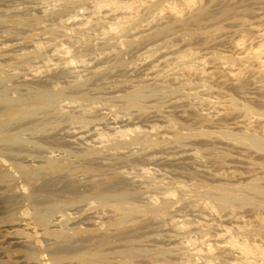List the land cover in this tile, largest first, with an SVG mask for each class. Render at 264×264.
<instances>
[{"label": "rangeland", "instance_id": "obj_1", "mask_svg": "<svg viewBox=\"0 0 264 264\" xmlns=\"http://www.w3.org/2000/svg\"><path fill=\"white\" fill-rule=\"evenodd\" d=\"M131 1L138 15L115 30L112 24L130 10L97 11L96 0H0V124L20 100L31 105L42 93L54 98L50 107L4 125L6 134L18 136L16 143H0L4 263L54 264V258L63 257L60 264H210L206 250L214 245L218 264H241L238 253L232 262L233 252L217 234L226 226L237 228L241 209L255 208L234 207L241 213L225 216V211L224 217L212 210L205 192L244 185L264 171V152L233 136L242 130L264 136V115L249 116L246 109L264 113L262 69L251 51L264 41V0H202L184 12L182 21L172 18L166 0ZM159 6L168 15H159ZM185 50L193 58L191 72L178 62ZM137 90L142 96L131 104L128 96ZM232 101L240 106L233 109ZM52 163L57 168L52 170ZM26 169L32 170V181ZM119 203L123 211L116 210ZM163 206L167 213H158ZM122 212L126 223L120 227ZM29 251L36 255L32 260ZM87 252H102V260L79 258Z\"/></svg>", "mask_w": 264, "mask_h": 264}, {"label": "bare ground", "instance_id": "obj_2", "mask_svg": "<svg viewBox=\"0 0 264 264\" xmlns=\"http://www.w3.org/2000/svg\"><path fill=\"white\" fill-rule=\"evenodd\" d=\"M126 2H122V1H118V0H96V2H95V4L94 5H96V10L97 9H102V8H104V7H111V9L110 10H112V12H118L117 10L118 9H120V10H130L129 12H131V13H128L127 12V14L126 15H123L124 17H120L117 21H116V23H113L112 24V28L113 29H115V30H118L119 28H121V26H122V24L123 23H125V22H128L130 19L132 20V18H133V16L135 17L136 16V12L138 11L137 9L138 8H136L137 6H135V2H133V1H131V2H127L128 0H125ZM142 1V0H141ZM167 2H168V6H169V10L171 11L170 13L171 14H173V17L172 18H174L175 20H177V21H182L183 19L182 18H184L185 17V14H184V12L188 9H192L194 6H196L197 4H199L200 3V1H202V0H181L180 2H178L179 0H166ZM142 2H145V1H142ZM141 2V3H142ZM170 2V3H169ZM137 3V2H136ZM146 3V2H145ZM237 3V2H236ZM137 5L138 6H141V5H139L138 3H137ZM155 5V4H154ZM166 5V4H165ZM164 5V8L166 7V8H168V6H165ZM147 6H149V5H147ZM150 6H152V5H150ZM149 6V7H150ZM146 8H148V7H146ZM151 8V7H150ZM164 8H163V6H159L158 7V9H159V15L164 11ZM165 8V9H166ZM195 8V7H194ZM204 7H202V11H204L205 9H203ZM105 9V8H104ZM136 9V10H135ZM200 9H199V11H200ZM133 10V11H132ZM134 10H135V12H134ZM98 11V10H97ZM99 12H100V10H99ZM132 12H134V13H132ZM139 12V11H138ZM138 12H137V15H138ZM146 12V11H145ZM145 12H144V14H145ZM156 12V11H155ZM166 12V11H165ZM165 12H163L162 13V15L165 13ZM189 12V11H188ZM123 13V12H122ZM142 14H143V12H141ZM140 13V14H141ZM151 13V12H150ZM156 13H158V11L156 12ZM167 13V15H168V12H166ZM165 13V14H166ZM220 13V12H219ZM147 14V13H146ZM152 14H155V13H152ZM187 14V13H186ZM151 15V14H150ZM157 15V14H156ZM156 15H154V17L156 16ZM183 15H184V17H183ZM120 16H121V14H120ZM170 16V15H169ZM194 16V15H193ZM193 16H191V17H193ZM205 16V14H203V17ZM153 17V18H154ZM167 17V16H166ZM166 17H164V18H166ZM206 17V16H205ZM212 17H213V15H212ZM118 18V17H117ZM156 18V17H155ZM168 18V17H167ZM166 18V19H167ZM201 19L202 17H197V19ZM136 19H137V17H136ZM152 19V18H151ZM157 19V18H156ZM156 19H154V20H156ZM163 18L161 17V20H162ZM196 19V20H197ZM203 19V18H202ZM206 19V18H205ZM207 19H209V17L207 16ZM224 19V18H223ZM134 20H135V18H134ZM168 20V19H167ZM169 20H171L172 21V19H169ZM168 20V21H169ZM189 19L187 18V20L186 21H188ZM149 21V20H148ZM151 21V20H150ZM185 21V20H184ZM222 21V20H221ZM151 22H153V21H151ZM170 22V21H169ZM169 22H166V23H169ZM154 23V22H153ZM158 23V22H157ZM210 24H215V22L214 23H210ZM157 25V24H156ZM156 25L153 27V28H155L156 27ZM161 25V24H160ZM188 25L190 26V24L188 23ZM199 25V24H198ZM197 25V26H198ZM158 26H159V24H158ZM181 26V25H180ZM183 26V25H182ZM189 26L187 27V29L189 28ZM210 26V25H209ZM229 26H230V24H229ZM139 26H137L136 28H138ZM192 27H193V25H192ZM199 27V26H198ZM205 27V26H204ZM207 27H208V25H207ZM236 27V26H235ZM181 28V27H180ZM183 28H185V26H183ZM171 29H173V28H171ZM190 29V28H189ZM158 33H163V30H161V31H158ZM167 33V32H166ZM211 33V32H210ZM125 34V33H124ZM246 34L247 33H245V34H243L244 36H246ZM264 34V33H263ZM248 36H249V33H248ZM247 37V36H246ZM243 38V37H242ZM264 38V37H263ZM244 39H247V38H244ZM244 39H242L243 41H247V40H244ZM249 39V38H248ZM241 40V41H242ZM262 40V39H261ZM238 41H240V37H239V40ZM240 41V42H241ZM238 43V42H237ZM247 43H248V41H247ZM259 43V42H258ZM156 44H157V42H156ZM240 44V43H239ZM242 44L243 45H246V44H244V42H242ZM241 44V45H242ZM155 45V44H154ZM238 45V44H237ZM242 45V46H243ZM250 45V44H249ZM157 46V45H156ZM239 46V45H238ZM255 47V46H254ZM154 48V47H153ZM256 49H254L253 47H252V49H251V51H252V53H254L257 57V60H258V64H259V66H260V69H259V72H260V70L262 69V71H261V73H258V71H257V73L258 74H260V75H262V76H259V78H261V79H263V81H261V82H264V41H262V43L260 42V44H258L257 45V47H255ZM245 50H247L246 48H244ZM116 50H117V48H116ZM187 50V49H186ZM186 50H185V52H183V53H181L180 55H179V58H180V60L178 59V62H180L181 61V67H185L186 68V71L187 70H192V66L190 65V58H192V57H189V52H186ZM253 50H255V51H253ZM248 51V50H247ZM248 52H250V49H249V51ZM247 52V53H248ZM246 53V52H245ZM178 54V53H177ZM214 54V53H213ZM215 54H217V53H215ZM191 56V55H190ZM178 58V57H177ZM255 58V59H256ZM75 59V58H74ZM193 59V58H192ZM215 59V58H214ZM223 59H226V58H224L223 57ZM230 59H232V58H230ZM234 59V58H233ZM249 59V58H248ZM254 59V58H253ZM260 59V60H259ZM72 60V62H73V59H71ZM70 60V61H71ZM229 60V59H228ZM239 61L241 60V59H238ZM257 60H254V61H257ZM239 61L237 62L236 61V63H239ZM241 61H243V60H241ZM252 62L251 64L253 65L255 62ZM260 61V62H259ZM6 62V61H5ZM177 62V61H176ZM175 62V63H176ZM178 62H177V64H178ZM233 62V61H232ZM248 62V61H247ZM247 62H245L246 64H247ZM193 63V62H192ZM231 63V62H230ZM229 63V64H230ZM235 63V64H236ZM242 63V65H244L243 64V62H240V64ZM231 64H233L232 66L234 67V63H231ZM230 64V65H231ZM239 64V65H240ZM175 65V64H174ZM238 64H236L235 66H237ZM242 65H240L241 66V68L242 69H244L245 70V68H243V66ZM191 66V67H190ZM239 66V67H240ZM248 67V65H245L244 67ZM250 66V65H249ZM258 65L256 64L255 65V68L257 67ZM258 66V67H259ZM189 67H190V69H189ZM246 67V68H247ZM188 68V69H187ZM240 68V69H241ZM249 68V67H248ZM250 68L251 69H253L252 68V66H250ZM239 69V68H238ZM239 69V70H240ZM241 69V71H239V73H242V71H244V70H242ZM191 70H190V72H191ZM257 70V69H256ZM256 70H253V72L255 71L256 72ZM183 71V70H182ZM185 71V70H184ZM179 72H181V70L179 69ZM189 72V71H188ZM254 72V73H255ZM244 73V72H243ZM242 73V74H243ZM248 73V72H247ZM247 73H246V75H247ZM256 73V74H257ZM249 74V73H248ZM250 74H251V72H250ZM225 75V74H224ZM238 75V77H239V74L237 73H235V76H237ZM234 76V77H235ZM255 76V75H254ZM167 77H169V76H167ZM244 77V76H243ZM164 78L166 79V77L164 76ZM225 78H226V75H225ZM237 78V77H236ZM245 78V77H244ZM243 78V79H244ZM165 79H163V80H165ZM168 79V78H167ZM242 79V80H243ZM255 79V78H254ZM239 80V79H238ZM238 80H236V81H238ZM242 80H241V82H242ZM162 81V80H161ZM167 81V80H166ZM160 82V81H159ZM164 83H165V81H163ZM162 82V83H163ZM170 82V81H169ZM243 82H244V80H243ZM242 82V83H243ZM5 83V82H4ZM168 82H166V84H167ZM206 83H207V81H206ZM258 83V82H257ZM260 83V82H259ZM237 84H239V83H237ZM236 84V85H237ZM245 84V83H244ZM262 84V83H261ZM235 85V86H236ZM156 86L157 85H155V87L154 88H156ZM242 86H243V84H242ZM245 86V85H244ZM264 86V85H263ZM150 87H152V86H150ZM236 87H238V86H236ZM235 87V88H236ZM240 87H241V85H239V89H240ZM261 87H262V85H261ZM158 88H159V85H158ZM182 88V87H181ZM180 88V89H181ZM223 88V87H222ZM233 88V87H232ZM242 88V87H241ZM150 89H152V88H150ZM179 89V90H180ZM231 89V88H230ZM230 89H228V90H230ZM234 89V88H233ZM261 89V88H260ZM18 90V89H17ZM161 90H163V89H161ZM168 91V90H167ZM171 91H172V89H171ZM231 91H234V90H232L231 89ZM240 93H241V91H239ZM238 92V93H239ZM56 93V92H55ZM142 90H137V91H135V92H133L131 95H129L128 96V99H129V101H130V103L131 104H134V103H136V101L139 99V98H141V96H142ZM144 93H145V91H144ZM149 93V92H148ZM227 93V92H226ZM262 93V92H261ZM225 94V93H224ZM264 94V93H263ZM262 94V95H263ZM226 95V94H225ZM152 96H154V95H152ZM148 97H150L149 95H148ZM223 97H225V96H223ZM226 97H228L227 95H226ZM262 97H264V96H262ZM144 98V97H143ZM239 98V97H238ZM53 99L54 98H52V95L51 94H46V93H42L41 95H40V97H39V99L37 100V102L36 103H33V104H31V105H29V104H27L24 100H20L19 102H18V104L16 105V106H14V107H12V108H10L7 112H6V114H5V116H4V118H3V120L1 121V124H0V143L1 142H12L13 140H16V139H18V136H16V135H8V134H6V132L4 131V129L6 128V126H5V128H4V125L5 124H9V123H11V122H13V121H16V120H20V119H23V118H25V117H29V116H32L33 114H35L34 113V110L36 109V108H48V107H50L51 105H52V103H53ZM147 99V98H146ZM1 100V99H0ZM140 101V100H139ZM230 101V100H229ZM228 102V101H227ZM237 102V103H236ZM232 101L231 102V106L230 107H232L233 109H237L238 108V104H239V106H240V102H238V101ZM244 102V101H243ZM251 102V101H250ZM226 103V102H225ZM229 103V102H228ZM252 103V102H251ZM250 103V104H251ZM261 104V103H260ZM256 105V104H255ZM258 105H259V103H258ZM225 106V105H224ZM224 106H223V108H224ZM242 106V105H241ZM253 106V105H252ZM261 106H262V104H261ZM65 108V107H64ZM231 108V109H232ZM61 109V108H60ZM60 109H58V110H60ZM225 109V108H224ZM223 109V110H224ZM230 109V108H229ZM228 109V110H229ZM246 109H247V112H248V115L249 116H251V114H259V115H264V113H261V112H259V111H257L254 107H250V106H248V107H246ZM264 109V108H263ZM259 110V109H258ZM43 112H45V111H43ZM42 113V112H41ZM46 113V112H45ZM207 114V113H206ZM36 115H38V114H36ZM40 115V114H39ZM230 115V114H229ZM244 115H245V113H244ZM213 116V115H212ZM253 116V115H252ZM247 117V116H246ZM70 118V117H69ZM228 118V117H227ZM243 118H245V117H243ZM249 118V117H248ZM252 118H254V116L252 117ZM256 119H258V117L256 118ZM222 120H223V118H222ZM226 120V119H225ZM255 119H253V121H254ZM259 120H261V119H258V121ZM38 121V120H37ZM215 121H217V120H215ZM251 122H253L252 120H250ZM29 122V121H28ZM30 122H31V120H30ZM29 122V123H30ZM250 122V123H251ZM263 122V121H262ZM261 122V123H262ZM28 123V124H29ZM33 123V122H32ZM35 123V122H34ZM175 123V122H174ZM228 123V122H227ZM236 123V122H235ZM250 123H249V125L248 124H246V126H250ZM256 120H255V123L253 124V123H251V125L253 124V125H256ZM258 123H260V121L258 122ZM260 123V124H261ZM19 124V123H18ZM218 124V123H217ZM230 124V123H229ZM236 124H238V123H236ZM235 124V125H236ZM25 125V124H24ZM171 125L172 126H174L172 123H171ZM211 125V124H210ZM232 125V124H231ZM234 125V124H233ZM262 125H263V123H262ZM17 126V125H16ZM18 126H20V125H18ZM35 126V125H34ZM38 126V125H37ZM257 126V125H256ZM259 126H261V125H259ZM264 126V125H263ZM12 127V126H11ZM225 127V126H224ZM223 127V128H224ZM241 127V126H240ZM255 127V126H254ZM16 128H18V127H16ZM15 128V129H16ZM29 128V127H28ZM33 128V127H32ZM173 128V127H172ZM175 128H177V127H175ZM210 128V127H209ZM211 128H212V126H211ZM215 128H216V126H215ZM218 128H220L219 126H218ZM229 128V127H228ZM232 128H233V126H232ZM231 128V129H232ZM244 128V127H243ZM259 128V127H258ZM258 128H255V129H258ZM261 128H262V126H261ZM178 129V128H177ZM233 129H235V128H233ZM237 129H238V127H237ZM241 129V128H240ZM247 128H245V130H246ZM10 130V129H9ZM11 130H12V128H11ZM33 130V129H32ZM131 130V129H130ZM180 130V129H179ZM242 130V129H241ZM240 130V131H241ZM260 130V129H259ZM137 131V130H136ZM248 132H243V130H242V132L240 133L239 132V134L236 132V131H234V132H236L237 134H233V136H235V139H237V140H240V141H243V142H247L248 144H250V146H252V148L254 147L255 149H257V150H259V151H263L264 152V136H262L261 135V132L262 131H259V133L260 134H258L257 132H255V131H257V130H247ZM132 132V131H131ZM226 132V131H225ZM224 132V133H225ZM231 132V131H230ZM233 132V131H232ZM109 133V132H108ZM119 133V132H118ZM132 133H135V132H132ZM223 133V132H222ZM223 133V134H224ZM113 133H111V135H112ZM121 134V133H120ZM226 134H228V131L226 132ZM225 134V135H226ZM263 134V133H262ZM122 135H123V133H122ZM229 136H232V133H230L229 134ZM110 137H112V136H110ZM126 137H128V136H126ZM228 137V136H227ZM226 137V138H227ZM107 138V140H108V136L106 137ZM232 138V137H231ZM28 139V138H27ZM26 139V140H27ZM229 139V138H228ZM20 140V139H19ZM30 141V140H29ZM112 141V140H111ZM24 142V141H23ZM179 142V141H178ZM207 142V141H206ZM209 142V141H208ZM218 143H220L219 142V140L217 141ZM223 143H226V142H224V141H222ZM237 142V141H236ZM13 143H16L15 141H13ZM180 143V142H179ZM196 143V142H195ZM4 144V143H3ZM2 144V145H3ZM186 144V143H185ZM192 144V143H191ZM193 144H194V142H193ZM197 144V143H196ZM199 144V143H198ZM233 144V143H232ZM244 144V143H243ZM246 144V143H245ZM7 145V144H6ZM195 145V144H194ZM208 145V144H207ZM213 145V144H212ZM228 145V144H227ZM247 145V144H246ZM205 147V146H204ZM218 147V146H217ZM6 148V147H5ZM238 148H240V147H238ZM251 148V147H250ZM1 149H2V146H1ZM7 149V148H6ZM241 149V148H240ZM244 149H246V150H248L247 148H244ZM10 151H12L11 149H9ZM197 152H199V150L197 151ZM234 152V151H233ZM237 152V151H236ZM239 152V151H238ZM251 152H253V151H251ZM250 152V153H251ZM200 153V152H199ZM243 153V152H242ZM241 154V153H240ZM245 154V153H244ZM243 154V155H244ZM249 154V153H248ZM253 154H255V153H253ZM252 154V155H253ZM256 154H258V153H256ZM7 155V154H6ZM6 155H4V156H6ZM250 155V154H249ZM248 155V156H249ZM251 155V157H253ZM8 156V155H7ZM10 156V155H9ZM260 156V155H259ZM258 156V157H259ZM263 156V155H262ZM261 157V156H260ZM264 157H262V159H263ZM4 159V158H3ZM261 159V158H260ZM5 161V160H4ZM7 162V161H6ZM222 162V161H221ZM54 163V162H53ZM52 163V165H51V167H52V170L53 169H55V168H57L56 166H54V164ZM249 163V162H248ZM247 163V164H248ZM60 164V163H59ZM58 165V164H57ZM261 165H262V169L264 170V162H262L261 163ZM64 167V166H63ZM48 168H49V166H48ZM252 168V167H251ZM256 168V167H255ZM65 169V168H64ZM257 169V168H256ZM260 169V168H259ZM49 170H50V168H49ZM58 170H60L61 171V169H58ZM58 170H55V171H58ZM244 170V169H243ZM247 170V169H246ZM250 170V169H249ZM252 170V169H251ZM255 170V169H254ZM234 171V170H233ZM238 171V170H237ZM231 172V171H230ZM243 172V171H242ZM249 172V171H248ZM23 173H26V176H27V178H28V180L29 181H32L33 179H34V174H33V172H32V170H30V169H26L25 170V172H23ZM42 173V172H41ZM40 173V174H41ZM232 173V172H231ZM247 173V172H246ZM263 174L262 175H258V176H255V177H253V179L252 180H250L249 182H247L246 184H244V185H241V186H227V185H219V186H216L215 188V192L214 193H210L211 191L210 190H207L205 193H206V196H207V199L209 200V204L212 206V210L213 211H216V212H218V213H224L225 214V211H227L226 212V215L225 216H227V213L228 214H230V215H232V214H236V213H234V212H238V213H241V212H243L244 213V215L242 214L240 217L239 216H237L238 217V219H240V222L238 223L237 221H235V222H237L236 223V226H237V228H234L233 226H231V227H233V228H230V227H228V226H226V230L224 231V232H220V233H218L217 234V236H220V237H223L224 239H222L223 241H221V243H224V244H226V245H228L229 246V249H228V252L230 251V253L231 252H233V254H232V262L234 261L233 259V255L235 254V253H238V255L236 256V255H234L235 257H237V258H235L237 261L239 260L240 262H241V264H264V171L262 172ZM225 174V173H224ZM252 175V174H251ZM2 176V178H6V174H2L1 175ZM227 176V175H226ZM235 177V176H234ZM248 178V177H247ZM211 179V178H210ZM221 179V178H220ZM219 179V180H220ZM244 179H246V178H244ZM161 180V179H160ZM218 180V181H219ZM225 180V179H224ZM191 181V180H190ZM236 181V180H235ZM239 181V180H238ZM150 183V182H149ZM155 183H160V182H155ZM152 184V183H151ZM161 184V183H160ZM185 184V183H184ZM156 185V184H155ZM183 185V184H182ZM186 185V184H185ZM6 186V185H5ZM2 187V186H1ZM149 187V186H148ZM182 188H184L183 186H182ZM92 189V188H91ZM186 189H187V187H186ZM103 190V189H102ZM176 193V192H175ZM168 194V193H167ZM174 194V193H173ZM178 194V193H177ZM163 195H165L164 193H163ZM167 196V195H166ZM7 198V197H6ZM102 199V198H101ZM105 199H107V198H104V200ZM156 199V198H155ZM160 199V198H159ZM7 200V199H6ZM103 200V201H104ZM153 200V199H152ZM194 200V199H193ZM9 201V200H8ZM7 201V202H8ZM154 201V200H153ZM95 202V201H94ZM105 202V201H104ZM155 202V201H154ZM203 202V201H202ZM3 203V202H2ZM6 203V202H5ZM106 203V202H105ZM198 204V203H197ZM196 204V205H197ZM248 204H250L251 206H254V208L255 209H249V208H245V212L244 211H242L243 209H241V212H239L240 210H238V211H236L237 209H235L234 207H242V206H244V205H247L248 206ZM115 206H116V210L118 209V211L120 210V211H123L124 209H123V206L122 205H120V203L119 204H115ZM202 205H200L199 206V208L201 207ZM203 206H206L205 204L203 205ZM209 206V205H208ZM195 207V209H196V207L198 208V206H194ZM207 207V206H206ZM205 207V208H206ZM246 207V206H245ZM203 208V207H202ZM231 208H233V209H231ZM103 209V208H102ZM195 209H194V211H195ZM156 210H158V213H167V209H166V207H161L160 209H156ZM174 210V209H173ZM181 210V209H180ZM182 210H184V209H182ZM197 210V209H196ZM200 211V213H201V209H199ZM192 211H193V209H192ZM207 211V210H206ZM108 212V211H107ZM157 212V211H156ZM174 212V211H173ZM184 212V211H183ZM195 212H197V211H195ZM204 213H205V210L203 211ZM202 212V213H203ZM209 212V211H208ZM157 213V214H158ZM122 217L121 218H119V219H124V216H126V213L125 212H122ZM209 214V213H208ZM221 214V215H222ZM22 215H24V213L22 214ZM206 215H207V213H206ZM211 215V214H210ZM214 215H215V213H214ZM173 216V215H172ZM212 216V215H211ZM220 216V215H219ZM219 216H217V217H219ZM222 216H224V215H222ZM224 216V217H225ZM233 216V215H232ZM177 217V216H176ZM180 217V216H179ZM231 217V216H230ZM236 217V216H235ZM236 217V218H237ZM248 218V220H243V221H245V222H241V220H242V218ZM39 218V217H38ZM164 218V217H163ZM170 218V217H169ZM173 218H175V217H173ZM173 218H172V220H173ZM213 218V217H212ZM243 218V219H244ZM42 219V218H41ZM157 219V218H156ZM176 219V218H175ZM221 219H223V218H221ZM220 219V220H221ZM226 219V218H225ZM235 219V218H234ZM237 219V220H238ZM166 220V219H165ZM170 220V219H169ZM215 220V219H214ZM217 220V219H216ZM228 220H231V219H228ZM228 220H226V222L228 221ZM119 221V220H118ZM117 221V222H118ZM126 220L124 219V221L123 220H120L119 222L120 223H118L119 224V226L121 227V225L123 226V224H125L126 222H125ZM179 221V220H178ZM210 221H213L212 219L210 220ZM233 221V220H232ZM37 222H42V221H40V219H37ZM117 222H116V224H117ZM188 222V221H187ZM206 222V221H205ZM208 222V221H207ZM214 222V221H213ZM213 222H211V223H213ZM222 222H224V221H222ZM235 222H234V224H235ZM122 223V224H121ZM173 223V222H172ZM218 223H220V222H218ZM41 224V223H40ZM183 224V223H182ZM185 224H186V222H185ZM188 224V223H187ZM190 224V223H189ZM189 224H188V226H189ZM191 224H192V222H191ZM190 224V225H191ZM222 224H224V223H222ZM228 224V223H227ZM230 224V223H229ZM233 224V225H234ZM181 225V224H180ZM232 225V224H231ZM72 226V225H71ZM177 226V225H176ZM199 226V225H198ZM5 227V226H4ZM178 227H179V225H178ZM185 227H187V225L185 226ZM197 227V226H196ZM11 228V227H10ZM9 228V229H10ZM182 228V227H181ZM199 228H201V227H198V230H199ZM221 228V227H220ZM11 230V229H10ZM18 230V229H17ZM26 230V229H25ZM182 230V229H181ZM184 230V229H183ZM196 230V229H195ZM217 231H218V229H217ZM2 232V231H1ZM211 232H213V231H211ZM124 233V232H123ZM193 233V232H192ZM2 234V233H1ZM4 234V233H3ZM15 234V233H14ZM16 234H18V233H16ZM66 234H67V232H61V233H59L58 234V236H59V238H64L65 236H66ZM200 234V233H199ZM205 234V233H204ZM198 235V234H197ZM205 235H208V234H205ZM205 235H204V237H205ZM18 237V236H17ZM199 237V236H198ZM203 237V238H204ZM206 237H209V235L208 236H206ZM4 238V237H3ZM26 238V237H25ZM194 238V237H193ZM192 238V239H193ZM202 238V239H203ZM12 239H13V237H12ZM11 239V240H12ZM18 239V238H17ZM16 239V240H17ZM195 239V238H194ZM201 239V240H202ZM214 239V238H213ZM11 240H9V241H11ZM205 240V239H204ZM212 240V239H211ZM211 240L209 241V243L211 244ZM215 241H216V239H214ZM214 240H213V242H214ZM220 240V239H219ZM36 241V240H35ZM35 241H33V244L34 243H37V242H35ZM38 241V240H37ZM203 241V240H202ZM218 241V240H217ZM2 242H3V240L1 241L0 240V243L2 244ZM29 242V241H28ZM28 242H26V243H28ZM204 242V241H203ZM212 242V243H213ZM13 243V242H12ZM19 243H21V242H19ZM30 243H31V241H30ZM42 243V242H41ZM219 243H220V241H219ZM14 244V247H15V244H18V242L16 243H13ZM23 244V243H22ZM32 244V245H33ZM190 244V243H189ZM209 244V245H210ZM214 244V243H213ZM20 245V247L22 246L21 244H19ZM19 245H17V246H19ZM31 245V246H32ZM208 245V246H209ZM225 245V246H226ZM2 246V245H1ZM5 246V245H4ZM8 246V245H7ZM16 246V248H18ZM25 246V245H24ZM28 246V245H27ZM213 246L214 245H212V247L210 246L209 248H208V250H206V251H208V253L209 254H207V256H206V258H207V262L208 263H210V264H218L216 261L217 260H219L218 259V257L217 256H215L214 255V252H215V250H214V248H213ZM26 247V246H25ZM30 247V246H29ZM33 247V246H32ZM60 247V246H59ZM202 247V246H201ZM201 247H200V251L199 252H202L204 249L202 248L201 249ZM12 248H13V246H12ZM11 248V249H12ZM27 249L26 250H28V247H26ZM62 248V247H61ZM192 248V247H191ZM197 248H199V247H197ZM225 248H227V247H225ZM49 249V248H48ZM58 249V248H57ZM218 249H219V247H218ZM222 249V248H221ZM221 249H219V250H221ZM29 250H31V249H29ZM34 250V249H33ZM74 250V249H73ZM191 250V249H190ZM195 250V249H194ZM32 251V250H31ZM52 251V250H51ZM92 251V250H91ZM99 251V250H98ZM205 251V252H206ZM210 251V252H209ZM30 252V251H29ZM46 252V251H45ZM58 252V251H57ZM69 252V251H68ZM89 252H90V250H89ZM96 252H97V250H96ZM164 252H166V251H164ZM224 252V251H223ZM48 253H50V251H48ZM98 253H100V255H101V253L102 252H98ZM98 253H88L87 252V254H85V253H82L83 255L81 256V257H79L80 259H83V260H85V261H87V262H90V263H95V262H100L101 260H102V257L98 254ZM132 253H134V255H135V252H133L132 251ZM203 253V252H202ZM216 253V252H215ZM227 253V252H226ZM229 253V254H230ZM10 254V253H9ZM85 254V255H84ZM127 254V253H126ZM163 254V253H162ZM164 254H166V253H164ZM3 255V254H2ZM1 255V257H3ZM80 255V254H79ZM78 255V256H79ZM102 255H104V254H102ZM125 255V254H124ZM136 255H137V253H136ZM11 257H12V255H10ZM46 256H47V254H46ZM217 257V259L215 258V257ZM222 256V255H221ZM230 257H231V255H229ZM229 256H227V258L229 257ZM28 257L30 258V260H32V259H34L35 257H36V255H35V253H33V252H30L29 253V255H28ZM105 257V256H104ZM111 257H113V256H111ZM198 257V256H197ZM4 258V257H3ZM7 258H8V256H7ZM13 258V257H12ZM18 258V257H17ZM44 258V257H43ZM75 258H77V256L75 257ZM156 258V257H155ZM200 258V257H199ZM220 258V257H219ZM5 259H6V257H5ZM63 260V257H56V258H54V260H52V262L54 263V264H60V262ZM104 260V259H103ZM128 260H130L129 258H128ZM221 260V259H220ZM131 261V260H130ZM224 261V260H223ZM236 261V262H237ZM49 262V261H48ZM105 262V261H104ZM201 262V261H200ZM222 262V261H221ZM239 262V263H240ZM27 263V262H26ZM36 263V262H35ZM44 263V262H43ZM62 263V262H61ZM113 263V262H112ZM111 262H108L107 264H112ZM174 262H169V261H162V262H156V263H154V264H173ZM222 263H224V262H222ZM238 263V262H237ZM0 264H20V262H19V260H16V261H12V262H10V263H4V262H2V259H0ZM39 264V263H38ZM101 264H106V262L105 263H101ZM114 264V263H113ZM177 264V263H176ZM204 264H206V263H204ZM221 264V263H220ZM226 264V263H225ZM234 264V263H233Z\"/></svg>", "mask_w": 264, "mask_h": 264}]
</instances>
